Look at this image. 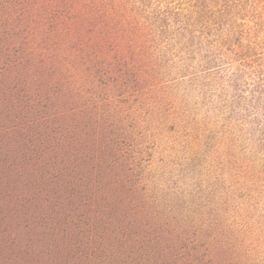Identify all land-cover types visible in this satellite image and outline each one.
Listing matches in <instances>:
<instances>
[{
  "label": "rangeland",
  "instance_id": "1",
  "mask_svg": "<svg viewBox=\"0 0 264 264\" xmlns=\"http://www.w3.org/2000/svg\"><path fill=\"white\" fill-rule=\"evenodd\" d=\"M0 264H264V0H0Z\"/></svg>",
  "mask_w": 264,
  "mask_h": 264
}]
</instances>
